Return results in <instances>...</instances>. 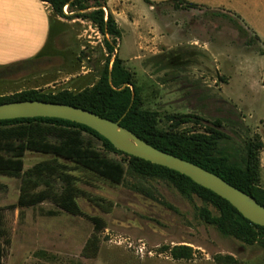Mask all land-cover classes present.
I'll return each instance as SVG.
<instances>
[{
	"label": "rangeland",
	"instance_id": "obj_1",
	"mask_svg": "<svg viewBox=\"0 0 264 264\" xmlns=\"http://www.w3.org/2000/svg\"><path fill=\"white\" fill-rule=\"evenodd\" d=\"M166 1L106 0L104 11L121 31L115 55L132 73L143 108L159 113L164 131L204 133L220 121L241 149L247 141L259 144L253 184L264 190V0H184L201 6L191 10ZM85 3V11L68 8L74 15L39 56L0 67V97L80 92L98 82L109 56L105 40L113 41L89 20L94 2ZM211 11L239 17L259 40L243 38ZM176 115L191 122L177 123ZM84 136L83 157L54 159L47 149L30 147L20 175H0V208H7L11 238L2 264H264V232L253 243L222 235L199 216L205 206L218 215L213 206L130 171L128 157ZM27 180L38 184L36 191L57 195L69 181L81 214L50 200L18 207ZM93 217L101 219L100 230ZM92 240L96 254L86 251ZM175 248L188 256L176 258Z\"/></svg>",
	"mask_w": 264,
	"mask_h": 264
},
{
	"label": "trees",
	"instance_id": "obj_2",
	"mask_svg": "<svg viewBox=\"0 0 264 264\" xmlns=\"http://www.w3.org/2000/svg\"><path fill=\"white\" fill-rule=\"evenodd\" d=\"M40 1L50 4L55 15L63 19H71L75 10L80 12L88 10L90 7L85 2H94L96 9L88 15L89 20L105 38L111 37L113 41L111 43L108 39L105 40L109 56L104 70L94 86L80 92L65 90L57 94H45L37 90H30L9 97H0V104L17 101H45L91 111L105 119L119 123L120 126L133 132L151 146L218 175L264 206V190L255 187L253 184L259 144L247 141L244 142L241 149L231 137L221 131L220 121H216L213 127L208 128L204 133L184 135L166 132L160 125L159 113L143 108V101L132 73L124 66V62L118 54L115 55V47L117 40L121 37V31L112 12L105 13L104 11L107 6L106 0ZM165 3H173L176 9L184 10L201 7L184 0H169ZM66 6L75 9L71 11L73 12L72 15L65 13L64 8ZM210 14L213 17L229 21L243 38H249L251 42L259 40L258 36L250 37L248 29L240 22L239 17L219 11H211ZM113 57L114 61L111 65ZM10 66H14V64ZM172 119L176 120L177 123H187L191 122L192 117L176 115ZM85 134L99 141L106 151L128 157L130 171L141 176L166 181L172 184L181 195L189 198L195 195L205 205L213 206L218 215H214L205 206L200 209L199 216L206 224L215 227L222 235L232 234L245 243H253L256 241L259 232H264V227L247 220L227 200L198 185L189 177L121 152L109 140L90 127L64 119L36 117L0 120V175H20L24 170L25 153L30 147L47 149V153L55 155L54 159L68 155L83 157L81 148L85 143ZM33 171L37 176H43L40 169L35 168ZM67 182L68 187L64 193L57 195L48 190L36 191L38 188L36 182L24 181L17 206L21 208L36 206L50 200L63 211L72 215H80L81 210L76 200V189L70 185L69 181ZM99 200L104 202L102 199ZM100 206L103 207V205ZM14 207L16 206H10V208ZM6 209L0 208V264L6 255V248L11 245L5 220ZM92 221L97 230L102 228L101 219L93 217ZM95 244L94 240L90 241L86 251L96 254ZM177 250L180 249L175 248L172 251L176 258L188 256L187 253L178 254Z\"/></svg>",
	"mask_w": 264,
	"mask_h": 264
},
{
	"label": "water",
	"instance_id": "obj_3",
	"mask_svg": "<svg viewBox=\"0 0 264 264\" xmlns=\"http://www.w3.org/2000/svg\"><path fill=\"white\" fill-rule=\"evenodd\" d=\"M36 117L59 118L90 127L109 140L117 150L189 177L198 185L227 200L244 218L264 227V206L253 197L218 175L151 146L119 123L91 111L60 103L17 101L0 104V120Z\"/></svg>",
	"mask_w": 264,
	"mask_h": 264
},
{
	"label": "crops",
	"instance_id": "obj_4",
	"mask_svg": "<svg viewBox=\"0 0 264 264\" xmlns=\"http://www.w3.org/2000/svg\"><path fill=\"white\" fill-rule=\"evenodd\" d=\"M65 21L40 0H0V67L40 55Z\"/></svg>",
	"mask_w": 264,
	"mask_h": 264
},
{
	"label": "built area",
	"instance_id": "obj_5",
	"mask_svg": "<svg viewBox=\"0 0 264 264\" xmlns=\"http://www.w3.org/2000/svg\"><path fill=\"white\" fill-rule=\"evenodd\" d=\"M67 10H68V7L66 6V7L64 8V11H65L66 14H68Z\"/></svg>",
	"mask_w": 264,
	"mask_h": 264
}]
</instances>
